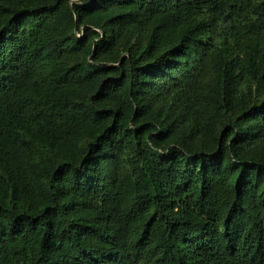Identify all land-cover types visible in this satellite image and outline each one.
<instances>
[{
  "label": "trees",
  "instance_id": "16d2710c",
  "mask_svg": "<svg viewBox=\"0 0 264 264\" xmlns=\"http://www.w3.org/2000/svg\"><path fill=\"white\" fill-rule=\"evenodd\" d=\"M0 0V264H264V0Z\"/></svg>",
  "mask_w": 264,
  "mask_h": 264
},
{
  "label": "water",
  "instance_id": "95a60500",
  "mask_svg": "<svg viewBox=\"0 0 264 264\" xmlns=\"http://www.w3.org/2000/svg\"><path fill=\"white\" fill-rule=\"evenodd\" d=\"M72 2H79V0H71L70 3H72Z\"/></svg>",
  "mask_w": 264,
  "mask_h": 264
}]
</instances>
